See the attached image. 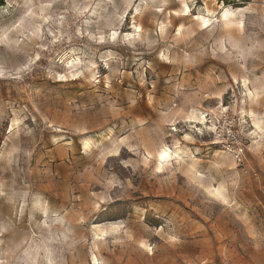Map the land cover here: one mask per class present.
Listing matches in <instances>:
<instances>
[{"label": "rangeland", "instance_id": "374dc122", "mask_svg": "<svg viewBox=\"0 0 264 264\" xmlns=\"http://www.w3.org/2000/svg\"><path fill=\"white\" fill-rule=\"evenodd\" d=\"M183 1L0 0V264H264V0Z\"/></svg>", "mask_w": 264, "mask_h": 264}, {"label": "bare ground", "instance_id": "6f19581e", "mask_svg": "<svg viewBox=\"0 0 264 264\" xmlns=\"http://www.w3.org/2000/svg\"><path fill=\"white\" fill-rule=\"evenodd\" d=\"M183 1V0H182ZM184 2V1H183ZM136 10V9H135ZM188 12V7L185 3H183V7L178 9V10H171L169 11V15H172V16H175V17H181V18H185L187 19L188 17H185L187 16L186 13ZM136 13V12H135ZM138 13V12H137ZM142 13V12H141ZM207 13L209 14L210 11L207 10ZM249 13V8H238L237 10H233V9H225L223 11V13L221 14L220 16V20L219 22L222 23L223 27H224V31L225 32H229V30H231L230 28H236L237 31H241V29L244 27V20L246 18V15ZM213 14V13H212ZM193 21L196 22V24L199 26L200 28V31H202L205 27H207L210 23H211V20L210 19H207L206 17L204 16H200L198 15L196 18H193ZM134 22V21H133ZM172 22V20H171ZM135 23V22H134ZM170 24V23H169ZM195 24V25H196ZM136 25V24H134ZM138 32H141L142 30L140 29V26H134ZM167 27V26H166ZM169 27V26H168ZM133 28V27H132ZM184 26L180 25L178 28H177V33L176 35L178 37H180L182 34H183V31H184ZM190 29V28H189ZM235 30V29H234ZM233 30V31H234ZM135 31V32H137ZM160 31L161 32H164L165 31V27L164 25H161L160 26ZM112 36H116L114 32H112ZM137 34V33H136ZM135 34V35H136ZM193 34V33H192ZM127 35V34H126ZM132 37V36H131ZM139 37L137 36V39ZM163 56L166 57V54H163ZM79 60V59H78ZM70 65V64H69ZM75 68V67H74ZM72 69V68H71ZM78 69V68H77ZM80 73V72H79ZM243 83H244V86L247 90V92H249V89L247 88L246 86V80H243ZM250 93V97H252V94L251 92ZM255 99V98H254ZM251 113V112H250ZM202 122H204L202 120ZM194 123V122H193ZM202 124V123H201ZM256 127V130L259 131V132H262V129L260 127V122L258 121L255 126ZM176 147V146H175ZM116 150V149H115ZM185 154L183 153V151L179 148H175L174 151H171L168 147H164L162 148L159 152L156 153L155 157H154V160H155V172L157 174H162L163 173V170L166 166H169L170 165V162L172 160H175L176 163L178 161H181V156ZM190 166L193 168V161L191 162ZM224 189L223 188H217V189H209L207 188V192L209 194V196L212 198V199H220V200H223L224 202H226V196H225V193H224ZM43 213L47 216L48 214V210H47V207L46 206H43ZM93 229L95 230V236L97 238H102L104 236H107L108 232L109 231H113V230H117L119 225L116 224V223H101V224H95V225H92ZM92 260L94 262H97V258L95 256H92Z\"/></svg>", "mask_w": 264, "mask_h": 264}]
</instances>
